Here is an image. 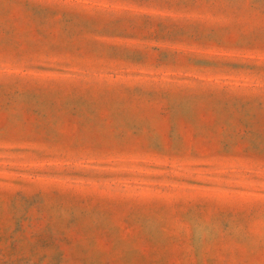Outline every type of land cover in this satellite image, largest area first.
Here are the masks:
<instances>
[{
	"label": "rangeland",
	"instance_id": "rangeland-1",
	"mask_svg": "<svg viewBox=\"0 0 264 264\" xmlns=\"http://www.w3.org/2000/svg\"><path fill=\"white\" fill-rule=\"evenodd\" d=\"M0 264H264V0H0Z\"/></svg>",
	"mask_w": 264,
	"mask_h": 264
}]
</instances>
